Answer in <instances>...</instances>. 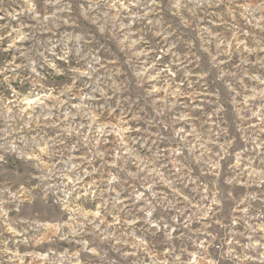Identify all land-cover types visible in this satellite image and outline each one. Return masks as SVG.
Instances as JSON below:
<instances>
[{"label": "clouds", "instance_id": "1", "mask_svg": "<svg viewBox=\"0 0 264 264\" xmlns=\"http://www.w3.org/2000/svg\"><path fill=\"white\" fill-rule=\"evenodd\" d=\"M0 264H264V0H0Z\"/></svg>", "mask_w": 264, "mask_h": 264}]
</instances>
